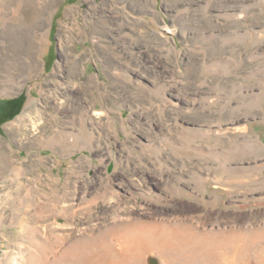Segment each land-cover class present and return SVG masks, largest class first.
Here are the masks:
<instances>
[{
  "label": "rangeland",
  "instance_id": "1",
  "mask_svg": "<svg viewBox=\"0 0 264 264\" xmlns=\"http://www.w3.org/2000/svg\"><path fill=\"white\" fill-rule=\"evenodd\" d=\"M151 259L264 264V0H0V264Z\"/></svg>",
  "mask_w": 264,
  "mask_h": 264
},
{
  "label": "trees",
  "instance_id": "2",
  "mask_svg": "<svg viewBox=\"0 0 264 264\" xmlns=\"http://www.w3.org/2000/svg\"><path fill=\"white\" fill-rule=\"evenodd\" d=\"M24 100L25 99L23 96L19 97V99L16 98V99H11V100H5L4 106L5 108H8L7 119L13 118L15 115H17L21 111L24 105Z\"/></svg>",
  "mask_w": 264,
  "mask_h": 264
},
{
  "label": "water",
  "instance_id": "3",
  "mask_svg": "<svg viewBox=\"0 0 264 264\" xmlns=\"http://www.w3.org/2000/svg\"><path fill=\"white\" fill-rule=\"evenodd\" d=\"M151 264H157L155 259H151Z\"/></svg>",
  "mask_w": 264,
  "mask_h": 264
},
{
  "label": "bare ground",
  "instance_id": "4",
  "mask_svg": "<svg viewBox=\"0 0 264 264\" xmlns=\"http://www.w3.org/2000/svg\"><path fill=\"white\" fill-rule=\"evenodd\" d=\"M177 224V223H176ZM161 225V224H160ZM161 227V226H160ZM153 230V229H152ZM126 246V245H125ZM123 249H125L124 247H123ZM127 250V249H126ZM156 250H159V249H156ZM126 252H128V251H126ZM115 253H117V252H115ZM114 253V254H115ZM122 254V253H121ZM118 256V255H117ZM121 256V255H120ZM110 257V256H109ZM112 258H114V257H112ZM131 260V259H130ZM129 262V261H128Z\"/></svg>",
  "mask_w": 264,
  "mask_h": 264
}]
</instances>
